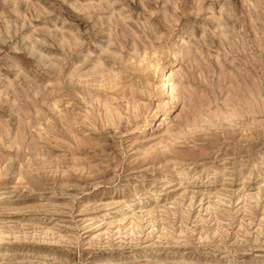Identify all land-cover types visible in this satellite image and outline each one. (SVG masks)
<instances>
[{
	"label": "rangeland",
	"instance_id": "1",
	"mask_svg": "<svg viewBox=\"0 0 264 264\" xmlns=\"http://www.w3.org/2000/svg\"><path fill=\"white\" fill-rule=\"evenodd\" d=\"M100 262L264 264V0H0V264Z\"/></svg>",
	"mask_w": 264,
	"mask_h": 264
},
{
	"label": "bare ground",
	"instance_id": "2",
	"mask_svg": "<svg viewBox=\"0 0 264 264\" xmlns=\"http://www.w3.org/2000/svg\"><path fill=\"white\" fill-rule=\"evenodd\" d=\"M161 78H163L161 81H159L158 82V84L159 85H161L162 86V88H163V94L164 95H168V96H170L171 98L173 97V95H174V89H173V85L172 84H170V82L171 81H173L172 80V78H171V75H169V74H165V75H163V76H161ZM256 165H257V163H256ZM213 170V169H212ZM215 172H218V170H214ZM217 175V174H216ZM161 194V193H160ZM154 195V198L157 196L158 197V194H156V193H154L153 194ZM150 200V199H149ZM146 201H143V200H139V201H133V202H131V203H129V204H127L126 206H127V209H125V210H121V211H118V212H113V211H116V210H119V209H116V210H113V211H108V212H106V213H104L102 216H104L105 215V217H103V219H101V220H107L108 218H110L112 215H115V214H119L120 213V215H121V213H124V212H129V213H131L132 211H134L135 210V208H140V207H142V206H145V205H148L147 203H148V200H147V202L145 203ZM150 215V214H149ZM99 222H100V220H99ZM125 222V219H123V220H121V221H119L118 223H121V224H123ZM133 222V221H132ZM132 224V223H131ZM112 225V224H111ZM115 225V224H114ZM133 225V224H132ZM5 253V252H4ZM138 256V255H137ZM134 258V257H133ZM96 264H107L106 262H100V263H96Z\"/></svg>",
	"mask_w": 264,
	"mask_h": 264
}]
</instances>
